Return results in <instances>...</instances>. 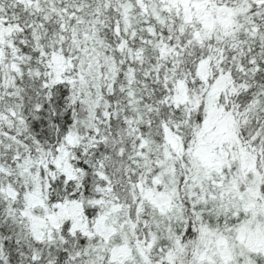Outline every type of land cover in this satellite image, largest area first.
Masks as SVG:
<instances>
[{
  "label": "snow or ice",
  "instance_id": "6c2138e0",
  "mask_svg": "<svg viewBox=\"0 0 264 264\" xmlns=\"http://www.w3.org/2000/svg\"><path fill=\"white\" fill-rule=\"evenodd\" d=\"M0 264H264V0H0Z\"/></svg>",
  "mask_w": 264,
  "mask_h": 264
}]
</instances>
